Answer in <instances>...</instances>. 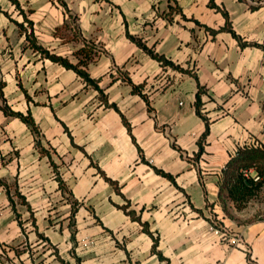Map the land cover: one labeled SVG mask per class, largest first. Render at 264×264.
Wrapping results in <instances>:
<instances>
[{
	"label": "crops",
	"instance_id": "crops-1",
	"mask_svg": "<svg viewBox=\"0 0 264 264\" xmlns=\"http://www.w3.org/2000/svg\"><path fill=\"white\" fill-rule=\"evenodd\" d=\"M15 1L0 264H264V218L222 188L264 146V0Z\"/></svg>",
	"mask_w": 264,
	"mask_h": 264
},
{
	"label": "trees",
	"instance_id": "trees-1",
	"mask_svg": "<svg viewBox=\"0 0 264 264\" xmlns=\"http://www.w3.org/2000/svg\"><path fill=\"white\" fill-rule=\"evenodd\" d=\"M16 2L15 0H13ZM54 59L60 61L65 66L73 67L80 71L76 65H73L66 59L52 56ZM197 112L201 113V95L200 91L197 93V98L195 101ZM20 116L24 121L32 123V119L29 115H24L21 113H14ZM208 126V125H207ZM252 154H258L264 156V146L253 145V146H242L233 156L229 164L227 165V170L225 172V178L222 184V188L226 191L228 196L235 202L237 208L244 207L247 202L256 195L260 187L262 186V181H257L253 177L245 175L240 170L243 167H249L250 162L255 158ZM257 156V155H254Z\"/></svg>",
	"mask_w": 264,
	"mask_h": 264
},
{
	"label": "rangeland",
	"instance_id": "rangeland-1",
	"mask_svg": "<svg viewBox=\"0 0 264 264\" xmlns=\"http://www.w3.org/2000/svg\"><path fill=\"white\" fill-rule=\"evenodd\" d=\"M257 155V156H254ZM252 157H255L250 163L249 167H243L240 171L245 175H249L251 171L259 175L257 181H262V186L256 193V195L250 199V202L247 203V220L253 218H264V156L258 154H252Z\"/></svg>",
	"mask_w": 264,
	"mask_h": 264
},
{
	"label": "built area",
	"instance_id": "built-area-1",
	"mask_svg": "<svg viewBox=\"0 0 264 264\" xmlns=\"http://www.w3.org/2000/svg\"><path fill=\"white\" fill-rule=\"evenodd\" d=\"M248 175V174H247ZM253 178L255 179V180H258L259 179V175L258 174H256V175H254L253 176ZM212 230H214L215 232H218V233H222V235H225L226 233H227V231L226 230H221L220 228H218L216 225H214V224H212L211 225V227H210ZM235 241V240H234ZM236 241H238V242H243V240L241 239V238H237V240ZM252 264H254L253 262H251Z\"/></svg>",
	"mask_w": 264,
	"mask_h": 264
}]
</instances>
